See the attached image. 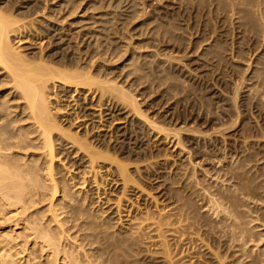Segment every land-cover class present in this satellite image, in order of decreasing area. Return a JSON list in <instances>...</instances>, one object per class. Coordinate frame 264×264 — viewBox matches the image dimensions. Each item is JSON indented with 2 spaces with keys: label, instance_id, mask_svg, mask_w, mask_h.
<instances>
[{
  "label": "rangeland",
  "instance_id": "374dc122",
  "mask_svg": "<svg viewBox=\"0 0 264 264\" xmlns=\"http://www.w3.org/2000/svg\"><path fill=\"white\" fill-rule=\"evenodd\" d=\"M69 1L0 0V6L20 15L22 7L31 3L33 16L37 10L46 8L36 18L43 21L47 18V26L52 23L56 27L51 29L52 44L41 47L39 42H26V34L19 37L24 42L20 50L29 54L31 60L54 49L61 38L62 54L75 59L81 56L83 67L87 68L91 66L87 61L93 58L97 72H106L108 75L104 77L111 76L137 97L145 116L160 128L180 132V137H176L179 144L174 145L173 133L160 134L146 128L131 114L122 116L128 117V134L112 130L113 140L121 142L117 145L119 157L129 165L130 175L148 191L149 196L131 198L142 210L134 215L158 218L163 209L168 220H187L194 240L188 246L170 241V246L175 254L186 253L188 264H264V0H71V4ZM16 42L18 39L14 40L18 46ZM132 61L137 72L130 67ZM68 152L59 157L66 166L62 169L66 179L76 177L79 167L71 165L78 158ZM101 174L104 172L100 171ZM110 181L101 185L99 192L87 183L81 188L82 192L93 189L95 199L89 212L95 216L98 209L105 211L102 216L112 226L114 239L121 228L119 225L114 228L118 219L110 203L120 189ZM50 191L46 192L51 194ZM107 197L111 200L109 204ZM103 200L108 207L103 206ZM207 206L212 209L210 212ZM61 212H65L61 217H68L67 209ZM83 221L84 218L65 225L68 231L65 241L76 252L78 245H83L88 254L98 251L96 254H102V260L111 264L109 253L103 251L105 246L98 243L97 237L92 238L94 244L81 243L82 238L94 233ZM199 239L202 243L205 240L204 245L211 247L214 256L202 250ZM131 260L132 264H163L145 251Z\"/></svg>",
  "mask_w": 264,
  "mask_h": 264
},
{
  "label": "bare ground",
  "instance_id": "6f19581e",
  "mask_svg": "<svg viewBox=\"0 0 264 264\" xmlns=\"http://www.w3.org/2000/svg\"><path fill=\"white\" fill-rule=\"evenodd\" d=\"M6 1L11 2L12 0ZM70 2L72 3L71 0L68 3ZM32 7L31 3H27L25 7H22L23 14L16 15L14 10H6L7 8L0 6V264H106L102 260V254H96L98 251L91 255L88 254L89 251L83 249V245H78L79 251L76 252V249L74 250L65 241L68 233L64 229L65 225L82 218L85 221L83 222L89 226L88 229L94 233L82 238L81 243L94 244L92 238L97 237L99 239L97 242L105 246L103 251L109 253L111 264H132L134 260L131 258L138 257L142 251L163 264L181 262L188 264L189 259L184 258L186 253H178V255L172 252L170 241H177L179 245L188 246L194 240L189 231V223L187 220L184 222L183 218L178 222L173 221L174 219H166L167 213H164L163 209L158 218L151 217L152 215L150 217L134 215L140 207L131 198L149 196L148 191L135 180L134 176L130 175L129 165L118 154L117 145L121 142L113 140L112 137V130L115 129L124 130L125 133L122 135H126L128 117H122L124 114H131L133 118L135 116L145 125L144 127L155 132L160 131V134L162 131L173 133V139L176 142L178 141L176 137H180V132L178 133L175 129L160 128L157 122L145 116L140 111L137 97L124 86L110 79L111 76L110 78L104 77L103 75H108L106 72L103 74L97 72L93 58L90 57L87 61L91 62L90 68H87L83 67L84 60L81 56L75 59L66 56V53L62 54L64 48L59 43L62 42L61 38L56 42L57 46L47 54L35 55V61L28 57L29 54L25 55L20 50V46L24 43L21 42L22 39H19L20 35L23 37L26 34V42H39L38 44L42 47L44 44H52L51 29L56 28L51 25L52 23L47 26V18L45 21L36 18L40 12L43 14L46 8L41 11L37 10L36 16H33ZM31 38L33 40H29ZM44 38L48 41L44 42L43 40H46ZM15 39H18L16 42L18 46L14 44ZM130 67L137 72L138 68L133 61ZM113 125L115 127L112 128ZM163 135L165 136V133ZM167 141L169 142L168 139ZM176 142L173 144H179ZM29 150L40 151V153L31 152L29 154ZM68 151L70 155L75 154L78 158L71 165L77 164L79 167L76 177L66 179L62 172L65 165L59 157ZM192 165L195 166V164ZM100 171H103L104 175H99ZM40 172L45 174L41 176ZM60 174L63 175L59 177ZM68 174L66 177H69ZM108 179L114 187L120 189V194L113 199L112 204L110 203V209L118 219V223H114V228L118 229V225L121 228L114 239L111 238L115 235L110 231L112 226L102 216L105 211L98 209L95 216L89 212L94 204L92 200L95 199L93 189L99 192L101 185L107 184ZM86 183L87 186L95 188L82 192L81 187ZM49 189L51 194L46 192ZM74 189L77 190L75 194L74 191L72 192ZM89 191L92 192L88 196ZM105 191L106 189L103 191L104 195L107 192ZM100 197L101 195L97 199L99 200ZM46 201L49 202L48 205L42 207ZM110 201L107 197L106 202L109 204ZM217 201L220 200L217 199ZM96 202L99 204V201L96 200ZM61 209H67L68 217H61L65 213H59ZM211 210L209 209V212ZM232 227L234 228L235 225ZM193 237L195 238V235ZM200 242L206 254L215 255L211 247L206 246L207 243L204 245L205 240L204 243H202L203 240ZM194 249L193 251L196 252ZM225 257L228 255L225 254Z\"/></svg>",
  "mask_w": 264,
  "mask_h": 264
}]
</instances>
